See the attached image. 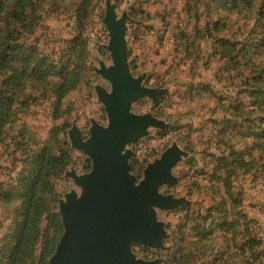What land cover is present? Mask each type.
I'll use <instances>...</instances> for the list:
<instances>
[{
    "label": "rangeland",
    "instance_id": "obj_1",
    "mask_svg": "<svg viewBox=\"0 0 264 264\" xmlns=\"http://www.w3.org/2000/svg\"><path fill=\"white\" fill-rule=\"evenodd\" d=\"M33 1L28 18L19 23L3 15L0 27L2 32L12 34L9 40H17L23 45L34 47V54L51 60L48 62L52 63L54 68H47L48 75L44 78L25 75L21 79L23 85L20 91L17 90L11 104L9 119L2 123L0 117V183L4 185L6 192L12 188L17 190L19 175L27 165V155L49 143L52 129L62 126L57 137L67 139L72 157L62 174L52 180L50 190L41 192L48 201L49 209L57 213L61 222L58 214L59 202L66 200V195L71 190L78 191L71 177L72 174L88 173L91 167L87 155L71 147L68 131L73 127L76 128L80 137L85 140L89 137L90 127L93 124L103 126L107 123L105 109L98 101L94 90L96 87L108 88L107 81L96 73L95 69L100 67V62L106 66L112 64L106 48L107 30L102 23L105 0ZM157 1L160 2L159 10L165 11L163 16L165 27L162 25L165 29L156 34L160 48L154 52L155 55L162 54V56L156 61H150V64L146 61L138 63L135 65L137 66L135 72L148 68L152 75L149 85L167 84L170 94L160 98L156 103H152L149 98L135 101L131 105V112L150 113L166 122L165 128H153L149 133L167 135L164 148L171 141L177 140L180 145L188 149L189 156L184 159L185 162H180L173 170L174 175L178 177L176 185L171 187L163 185L159 191L164 195L185 197L190 202L175 209H156V220L167 233V237L159 247H145L134 243L132 251L137 259L153 264H242L235 243L247 240L245 236L242 238L239 235L234 241L233 234L224 229L202 237L203 232L208 229L203 224L205 222L194 220V217L195 212L213 203L212 199L216 202L221 198H227L223 189L216 191L215 194L212 189L213 183L208 182L207 177L201 174L204 170L207 173L212 169L214 164L212 154L218 153L216 145L223 148L226 142L237 150H247L251 144L261 145L251 149V153L257 164L264 163V139L241 136L238 134L239 130L233 128L227 129L226 134L219 133L223 118L231 116L227 106L240 103L245 115L250 100H253L248 95L249 88H264V0H248L247 5L239 3L237 8L230 10L219 9L218 3L213 2L210 10L205 13L211 25L213 22L219 25L218 30L214 31L212 28L215 37L220 36L236 42L231 50L232 54H235V59L226 62L217 57L215 51L218 46L216 47L214 41L203 39L201 33H195L194 44L188 45L190 59L183 60L181 52L172 57L170 54L172 46H169L172 33L170 28H166V22L172 19L170 17L172 13L166 16L171 4L169 6L166 2L162 8L161 0H154V3ZM81 2L87 7V15L81 19L79 26L76 9ZM128 2L129 0H126L122 6L115 5L118 14L126 9L129 16L127 29L129 25L134 24L132 22L134 11H130ZM177 5L178 2L175 1L174 9L180 8V5ZM173 18L172 23L176 21L174 14ZM136 19L139 22V18ZM198 21L200 22L201 19ZM188 26H192V22ZM80 32L85 42L82 57L79 47L75 53L69 50L71 40ZM225 48L229 49V44ZM158 50L161 52H157ZM68 57L73 64L83 67V82L70 91L56 109L53 85L58 81L57 68L61 62H64L60 60H66ZM130 62L129 66L130 69L133 67L134 75V66ZM10 75L7 66L0 67V90L7 89L1 87L11 84L7 82ZM0 114H2L1 106ZM239 119L242 121V118ZM221 137L225 142L219 140ZM160 153L156 152L153 156L159 157ZM147 162L149 161L136 164L131 157L130 172L136 176L137 181L142 178V171ZM232 182L235 194L242 189L243 184L245 186L249 184L247 194L244 195L245 204L252 202L251 207H253L256 198L264 201V173L261 171L245 175L238 172ZM2 195L0 190V264L4 262L1 252L4 250L6 236L12 230L20 205V200L14 196L15 200L4 201ZM248 197H251V200L247 201ZM188 204L191 206L186 219L183 209ZM223 208L224 206H221V209ZM239 209L243 210L242 207ZM244 214L248 217L247 213ZM254 220L255 225L249 226L250 234L258 235L263 240L264 237L260 235L261 225L257 219ZM46 222V216L43 215L39 221L41 232L39 238L32 245L30 255L18 264H40L39 257L44 241L42 232L44 233ZM262 222L264 223V220ZM237 231L243 234L244 229L240 227ZM62 233L61 223V231L55 246Z\"/></svg>",
    "mask_w": 264,
    "mask_h": 264
},
{
    "label": "water",
    "instance_id": "obj_2",
    "mask_svg": "<svg viewBox=\"0 0 264 264\" xmlns=\"http://www.w3.org/2000/svg\"><path fill=\"white\" fill-rule=\"evenodd\" d=\"M122 0H105L102 23L107 30L111 65L100 62L95 69L108 88H94L105 109L106 125L93 124L83 140L76 128L68 131L70 145L91 161L88 173L72 174L73 189L59 202L63 233L48 264H153L137 259L134 243L159 247L167 233L156 220V209H175L189 202L185 197L164 195L160 187L176 185L173 168L189 156L173 140L159 157L147 162L137 181L130 172L132 145L151 129H163L166 122L150 113L131 112L135 101L149 98L156 103L168 94L164 84L145 85L147 75H133L128 61L125 10L116 12Z\"/></svg>",
    "mask_w": 264,
    "mask_h": 264
},
{
    "label": "trees",
    "instance_id": "obj_3",
    "mask_svg": "<svg viewBox=\"0 0 264 264\" xmlns=\"http://www.w3.org/2000/svg\"><path fill=\"white\" fill-rule=\"evenodd\" d=\"M181 1L183 2L182 11L184 15L183 17L177 16L178 21L175 24V32L173 33L175 51L183 53L186 60L190 59L191 55L188 45L194 44L195 33H201L203 39L213 40L216 47L218 46L215 53L220 60L223 59L226 62L235 59V54H232L231 50L235 47L236 42L220 36L215 37L213 29L214 31L218 30L219 25L216 22H213L211 25L208 22L206 14L213 2L218 3L219 9L230 10L237 8L239 3L247 5L248 0ZM33 2V0H0V21L2 16L6 15L8 19L20 23L21 20H25L30 15V7ZM130 11H134L132 22L137 24L139 28L144 27L146 29L147 26L142 24L144 10L141 8V5L134 3L130 6ZM86 15L87 7L81 2L76 9V18L79 26H81V19ZM138 16H141L139 22L136 19ZM198 19H201V23ZM191 22L192 26L189 27L188 25ZM11 35L10 32L8 34L7 32H2L0 27V67L2 68L5 65L11 72L10 77L7 79V82H11V84L7 87H1L7 89L0 90V106L2 107L0 117L2 123L9 119L11 104L16 97L17 90L19 89L20 91L23 85L21 79L25 75L44 78L48 75V69L54 68V65L48 62L51 60L34 54V47L23 45L17 40H9L8 38ZM84 44L85 42L80 32L71 40L69 50L75 53L79 47L82 57ZM228 44L229 49L225 48ZM60 61L64 62H61L57 68L56 76L58 81L53 85L56 109L61 104L62 99L83 82L84 77L83 67L73 64L71 58L68 57L66 60ZM248 95L253 100H250L249 109L245 115L240 103L229 104L230 106H227L229 115L232 117L223 118V125L219 130L221 135L226 134L227 129L233 128L238 129V134L241 136H253L264 139V88H249ZM239 118H242V121ZM61 128L63 127H54L49 143L27 155V165L19 175L17 190L12 188V190L6 192L4 185L0 183V190H2L4 201L15 200V198L20 200V205L17 209L19 214L16 215L17 217L11 232L6 236L4 250L1 252L3 264H18L22 259L30 255L32 245L41 234L39 221L43 215L46 216L47 222L44 233L42 232L44 241L39 257L40 264H48L47 258L54 250L56 240L61 231V222L57 213L49 209L47 205L48 201L41 195V192L50 190L52 180L62 174L72 157L67 139L57 137ZM219 140L225 142L223 137L219 138ZM216 146L218 153L212 154L214 160L212 169L207 173L204 170L201 174H203V177H207L208 182L213 183L212 189H214L215 194L216 191L223 189L227 198H221L219 201L217 200L218 202H214L215 200L212 199L213 203L211 202L202 207L199 212H195L194 220L205 222L203 224L206 225L208 230L203 232L202 237L209 236L214 231L224 229V231H229L233 234L234 241L239 235L242 238L245 236L247 240L235 243L237 245L235 248L238 251L237 255L242 258L241 263L264 264V239L262 240L258 235L250 234L249 226L255 225L256 222L253 218H248L239 209L243 203V192L240 189L235 194V187L232 182L238 172L244 175L254 174L258 171L264 173V163L261 165L257 164L251 153V149L260 147L261 145L251 144L247 150H237L226 142L223 148H219L218 145ZM189 206L191 205L188 204L183 209L186 219L188 217ZM221 206H224V208L221 209ZM240 227L244 229L243 234L237 231Z\"/></svg>",
    "mask_w": 264,
    "mask_h": 264
},
{
    "label": "crops",
    "instance_id": "obj_4",
    "mask_svg": "<svg viewBox=\"0 0 264 264\" xmlns=\"http://www.w3.org/2000/svg\"><path fill=\"white\" fill-rule=\"evenodd\" d=\"M125 1L126 0H122L120 2V6H122ZM169 1L168 0H161V2H162L161 6L163 8L166 5V2H168L169 6L171 4L170 8L167 9L166 16H168V13H172L170 17H172V19H174L173 14L176 17L175 18L176 21L174 23L171 22L172 19L168 20L166 22V25H167L166 28H170L171 33H172V38H170V43H169V46L170 47L172 46L170 54L172 57H175L177 52L175 51V42H174L173 33L175 32V24L178 21L177 16L183 17V15H184V12L182 11L183 10V2L181 0H169ZM175 1L178 2V5H180L179 9L177 7H175V9H174ZM134 3H136L137 5L138 4L141 5V8L144 10V14L142 15V17H143L142 23H144V25L147 26V28L146 27H145L146 29H144V27L139 28L137 26V24H135V23L132 24L131 26L129 25V28L127 29V32H128L127 33V44H128V56H129L128 61H131L130 63L132 64V66H134V75H138L140 73H144L147 75V79L145 81L146 86L157 87V86L149 85V80L152 77V75L148 71L149 69L145 68V70L142 69L138 72H135V69H137V66L135 67V65H137L138 63L143 62V61H146L147 64H150L149 63L150 61H156L160 56H162V54L155 55L154 51L157 48H160V43H159V41L156 40V34L158 32H162V30L165 29V28H162V25H163V27H165L164 20H163V16H164L165 11L161 12L159 10L160 9L159 8L160 2H158V1L154 3V0H129L127 6L128 7L132 6ZM104 5H105V3H104ZM160 12H161V14H160ZM140 17L141 16H138V18H140ZM157 52H161V51L158 50ZM182 59L186 60L184 58V55H182ZM132 68H131V72H132ZM160 85H162V84H160ZM163 87L166 88L168 91V94L163 96V97L169 96L170 89L168 88L167 84L163 85ZM177 143L184 151L189 153L187 148L180 145V143L178 141H177ZM155 157H156V155L152 156L147 161H152V159H154ZM183 162H185V161L183 160L182 163ZM261 164H263V163H261ZM177 166H175L174 168H176ZM174 168H173V170H174ZM259 170H260V168H259ZM257 177H260V176H257ZM257 177L255 180L258 179ZM247 187L249 188V184L246 186H245V184H243V186H242L243 196L245 194H247V191H248ZM245 196L243 197V203L240 206V208L241 207L243 208V210H242L243 213L244 212L247 213L249 218H253V219L258 220L259 225H261V230H260L261 234L260 235H262L264 237V223L262 222L264 220V215H263L264 214V201L261 200L260 198H256L253 202L254 206L251 207L252 202H249L250 205L248 203L245 204L246 203L245 202ZM187 200L190 202L189 199H187ZM249 200H251V197H248L247 201H249Z\"/></svg>",
    "mask_w": 264,
    "mask_h": 264
},
{
    "label": "built area",
    "instance_id": "obj_5",
    "mask_svg": "<svg viewBox=\"0 0 264 264\" xmlns=\"http://www.w3.org/2000/svg\"><path fill=\"white\" fill-rule=\"evenodd\" d=\"M167 141V135H160L157 132L148 134L132 146L133 163L140 164L150 159L154 153L161 152Z\"/></svg>",
    "mask_w": 264,
    "mask_h": 264
}]
</instances>
